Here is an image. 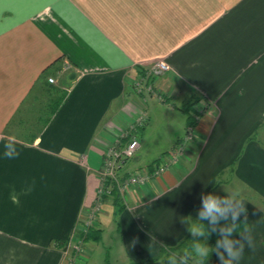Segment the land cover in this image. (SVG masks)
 <instances>
[{
  "label": "crops",
  "instance_id": "crops-1",
  "mask_svg": "<svg viewBox=\"0 0 264 264\" xmlns=\"http://www.w3.org/2000/svg\"><path fill=\"white\" fill-rule=\"evenodd\" d=\"M160 61L169 67L154 71L158 95L139 109L132 84ZM63 95L45 125H31ZM167 102L185 116L184 105L204 108L197 139L124 208L100 201L102 236L86 252L114 232L116 263L182 264L159 258L162 247L203 224L211 246L203 264H221L216 244L231 214L215 226L198 220L201 194L226 198L241 186L250 192L234 197L246 213L231 239L245 248L233 264H264V145L255 139L264 123V0H0V264H66L59 243L98 202L104 150L142 111L149 120ZM6 143L16 158L3 155ZM245 227L255 251L239 235Z\"/></svg>",
  "mask_w": 264,
  "mask_h": 264
},
{
  "label": "rangeland",
  "instance_id": "rangeland-1",
  "mask_svg": "<svg viewBox=\"0 0 264 264\" xmlns=\"http://www.w3.org/2000/svg\"><path fill=\"white\" fill-rule=\"evenodd\" d=\"M157 65V64H156ZM155 65V66H156ZM155 66H150L147 68H142L139 71V75L135 78L136 80L132 84V90L137 93L140 97L143 96L142 99V105L139 109H143L145 107V103L147 102V96L148 98L152 96L154 93L155 95H158V91L155 88ZM63 80L61 77L55 78L54 81H52L53 84L55 85H61L63 83ZM51 82V81H50ZM152 87V88H148ZM142 88V89H140ZM63 92V91H62ZM160 96L164 97V95L159 94ZM168 104L166 105H159L156 112H153L151 114V119L146 121L145 127L142 128L141 130V138L143 137L144 140V146L140 150H138L137 154L133 159L130 160L132 163V160H137L141 162H148V164L142 166L141 168H136L133 169L130 167L128 164V167L132 171H140L144 169L145 167H151L152 162L158 161L161 157L169 154L173 149H176L175 155H176V161L172 162L170 164V167L165 171L167 172L169 169H171L175 164L179 162L180 159H182V155L184 152L189 149V146L192 142H195L197 139V134L195 132V125L196 123L192 124V117H190L191 114L195 112V119L197 120L200 115L199 113L202 114L204 111L203 107H200L198 110L191 109V105L193 104L190 103L189 106L184 105V109H188L185 111L186 115L183 113V111H178L179 110V104H176V106H173L172 103L167 102ZM188 107V108H187ZM144 112V111H142ZM141 112V113H142ZM198 113V114H197ZM139 116V115H138ZM184 117H187L188 123L187 126L184 129L180 130V128H183L181 125L184 123ZM138 118V117H137ZM136 118V119H137ZM136 122V120H135ZM145 130V132L143 131ZM144 132V134H143ZM119 139V138H118ZM115 140L111 144H115L117 141ZM177 139V140H176ZM255 139L259 140L261 143L264 145V123L260 127V129L257 131L255 134ZM176 140V142H175ZM175 142V143H174ZM108 147V146H107ZM107 149V148H106ZM106 149L104 151H106ZM104 153V152H103ZM104 156V154H103ZM129 162V163H130ZM164 172V173H165ZM163 173V174H164ZM162 174V175H163ZM231 176L230 170L225 171L224 173L221 174L219 177L221 180H226L229 179ZM148 183V182H147ZM145 185V184H143ZM142 185V186H143ZM238 190L234 188L235 191L238 192V194L242 195L247 192V189L245 187L238 186ZM259 205H261V202L256 201ZM94 208L91 209L90 212H93ZM88 212V213H90ZM86 213V215L88 214ZM85 214L83 215L85 218ZM76 236V233H75ZM74 236V231L69 238V240H65L60 242L61 244V249L64 252L67 263L70 260V257L74 253V246H75V237ZM116 234L114 232L110 233V235H107L106 240L100 244L95 245L92 241L89 242V248H91V252L89 253H84L85 258L83 260L79 261V258L77 257V262L79 264H106V259H110L112 263H116L114 261V258H116V253L118 251V246H117V241H116ZM87 242V241H86ZM195 243H201L204 244L206 247H208L211 251V246L207 240L206 237H193L191 233L180 243L178 246H174L173 249H168L170 254H174L175 257H184L185 253H187V260L191 262H197L199 263L201 258L198 257L195 252L193 251V245ZM94 244V245H93ZM86 245V244H85ZM174 251V252H171ZM92 253V256H91ZM80 257V255H78ZM83 258V256H82ZM77 262H74V264H78Z\"/></svg>",
  "mask_w": 264,
  "mask_h": 264
},
{
  "label": "built area",
  "instance_id": "built-area-1",
  "mask_svg": "<svg viewBox=\"0 0 264 264\" xmlns=\"http://www.w3.org/2000/svg\"><path fill=\"white\" fill-rule=\"evenodd\" d=\"M168 67L164 61H160L155 66V70H163ZM49 80L52 82L54 78L50 77ZM147 120V114L145 112L140 113L136 122L130 124L123 131L122 138H119L115 144L108 145L106 151H104L102 165L99 170L100 186L98 190V202L94 207V211L88 213L74 230V236L76 233L74 253L70 257L68 264L77 262V257L79 261L80 258L81 260L85 258V236L92 226L96 227L101 200L110 198L113 193L118 192L123 198L124 203H126L128 195L131 192H134L137 188L151 181L153 178L161 176L170 167V164L176 161L175 151L177 148L179 150V147L173 149L158 161L152 162L150 164L151 167H145L140 171H132L128 168L130 160L135 157L141 148V130L145 127ZM77 263L79 264V262Z\"/></svg>",
  "mask_w": 264,
  "mask_h": 264
},
{
  "label": "clouds",
  "instance_id": "clouds-1",
  "mask_svg": "<svg viewBox=\"0 0 264 264\" xmlns=\"http://www.w3.org/2000/svg\"><path fill=\"white\" fill-rule=\"evenodd\" d=\"M3 155L7 159L16 158L19 155L17 151L15 156L8 151V143L3 146ZM202 195L203 207L198 213V220L208 221L212 226L219 223L220 219H228L229 214H231L232 226L227 229H221L223 235L222 240H218L216 244L217 255L221 261V264H233V262H239L244 255L245 244L241 241L231 239L233 232L236 230V221L239 219L240 212H245L244 201L242 199L235 201L234 197L238 193H233L229 197L220 198L218 196L208 194L206 196ZM189 232L193 237H203L206 234H210L206 231L203 224L198 226H190ZM214 230V227H213ZM239 235L242 237L243 241L247 242V246L250 250L255 251V244L251 236V230L245 227ZM223 248L227 254V259L223 253L219 252L220 248ZM193 251L195 254L201 258L199 264H203V260L208 258L210 255V249L204 244L195 243L193 245ZM187 253L182 257V264H186ZM175 264V261H172Z\"/></svg>",
  "mask_w": 264,
  "mask_h": 264
},
{
  "label": "trees",
  "instance_id": "trees-1",
  "mask_svg": "<svg viewBox=\"0 0 264 264\" xmlns=\"http://www.w3.org/2000/svg\"><path fill=\"white\" fill-rule=\"evenodd\" d=\"M63 98H64V95L62 96V98L60 100H58L57 98L56 99H52L51 102H49V104L47 106L46 113H45V116H44L45 119L44 120L40 119V120L31 122V125H36L37 129L40 128L41 126L45 125V123L48 122L50 115L57 109V107L59 105V102ZM188 109H185V110H188ZM194 115H195V112L190 115V117L193 116L192 117L193 119L191 121L192 124L197 123V120L195 119ZM40 117H43V116H40ZM34 138L35 137H31V136L28 137L27 136L25 139H27L29 141H32ZM111 198H112V201L115 204V206L119 207L120 209L125 207V203L123 201V198L120 196V194L118 192L113 193ZM101 236H102L101 229L92 226L89 229V231L87 232V234L85 236V240L88 241L90 239H93V240L99 241L101 239ZM169 248L173 249L174 247L163 246L162 250H161V254L159 256V258L163 259V261L165 263H171L173 258H175L174 254H170L169 253V251H168ZM171 252H174V251H171ZM146 261H148V259L147 260H142V261H139V262L120 263V264H145ZM106 264H119V263H112L110 261V259L107 258L106 259Z\"/></svg>",
  "mask_w": 264,
  "mask_h": 264
}]
</instances>
